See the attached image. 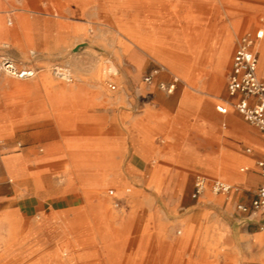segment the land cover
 <instances>
[{
	"label": "rangeland",
	"instance_id": "1",
	"mask_svg": "<svg viewBox=\"0 0 264 264\" xmlns=\"http://www.w3.org/2000/svg\"><path fill=\"white\" fill-rule=\"evenodd\" d=\"M246 2L248 9L238 18L239 29L231 44L229 62L217 73L218 80L214 86L219 92L217 95L231 104L227 87L237 40L245 31L260 28L261 21L264 25V0ZM111 8L106 0L102 3L98 0H18V3L8 0L6 5L0 6V17L6 23L0 27L17 29L19 36L8 39L0 32V44L5 46L0 49V224L13 216L12 220L19 224V241L23 245L19 249V257H4L2 253L6 246L3 236L7 233L0 231V264H264V244L262 248L255 246L254 253L245 244L249 238L255 239L246 225L239 224L234 197L207 191L200 200L193 198L197 175L219 176L195 170L186 181L174 176L173 183L169 184L168 172L183 170L177 167L167 169L158 158L152 160L149 167L139 164L141 171L135 173L130 167L133 162L132 143L127 140L126 125L117 128L110 120L103 119L88 126L84 120L73 116L81 108L78 103L63 100L61 104H51L55 87H69L81 79L91 80L92 74L102 82L104 97L121 101V108L128 107L123 102L131 101L129 111L133 114L141 111L140 102L145 96L159 90L168 94L161 90L160 83L169 79H157L153 85L144 80L155 68L167 69L166 60L159 55L157 41L147 39L155 50L146 51L121 30L125 25L144 39L145 23L155 20L161 9L116 7L115 14H112ZM156 27H159L158 23ZM188 33V40L194 41L190 28ZM14 41L19 45L13 44ZM168 43L173 52L168 57H177L176 63L181 70H191L194 62L198 64L199 57L193 51L177 49L179 43L176 40ZM263 47L264 41L260 49L263 58L260 59L261 77L264 76ZM204 50L207 53L208 47ZM134 53L138 54L134 58L138 66L130 60ZM4 57L13 60L20 71H33L34 76L16 78L6 74L1 70ZM200 59L199 64L202 65L207 55L200 56ZM112 67L117 68L118 74H109ZM56 69L68 73L73 82L57 75ZM181 73L171 71L168 75L170 79L177 77L185 89L189 84ZM110 82L117 86L116 91L110 90ZM198 88V85L193 87L194 90ZM222 105V102L218 104ZM185 125L186 121L183 122ZM113 136L125 139L123 166L116 171L127 183L109 182L98 190L108 201L110 220L107 224L115 234L114 244L119 248L118 255L110 258L94 223L79 222L81 213L78 210L85 201L78 181L71 179L69 184L59 166L48 168L45 162L35 166L32 161L35 154L45 155L49 145L59 148L66 139ZM180 138L178 134L171 138L157 136L155 147H161L163 155L169 149H176ZM20 153L25 154L28 166L26 176L15 184L7 176L3 160ZM38 166L42 192L53 190L57 185H70L75 193V198L70 200L72 209L51 217V201L39 203L33 198L40 194L35 191L32 178ZM169 187L172 190L169 191ZM175 192L179 195L171 197ZM174 203L175 212L169 208ZM144 208L155 214L146 243L140 239ZM129 218L133 219L130 227ZM160 223L163 231L157 229ZM254 225L250 224V227ZM55 251L57 254L52 257ZM197 252L200 255L198 259Z\"/></svg>",
	"mask_w": 264,
	"mask_h": 264
},
{
	"label": "crops",
	"instance_id": "2",
	"mask_svg": "<svg viewBox=\"0 0 264 264\" xmlns=\"http://www.w3.org/2000/svg\"><path fill=\"white\" fill-rule=\"evenodd\" d=\"M10 1L18 3V0ZM104 1L98 0L100 3ZM106 1L112 8L144 7L161 9L159 14L155 16V20L152 19L153 21L150 23H145L146 27H144V39L156 40L159 55L166 60L162 62L165 63L167 69L164 68V72L158 80L168 81L169 79L168 82H170L172 78L170 79L168 72L169 74L171 71L182 72L181 75L189 85H187V88L182 89L178 84L176 91L179 90V92L177 95L166 94L159 90L150 96H145L140 102L141 107L139 109L141 111L133 114L129 111L131 101L123 102L128 107L121 108L119 106L122 104L121 101L104 97L102 82L97 75L92 74L91 80L81 79L82 81L76 84L73 83L69 87H55L51 104H61L63 100L78 103L81 108L73 116L84 120L83 123L88 126L95 125L96 122L103 119L110 120L112 125L117 128L126 125L127 140L132 143L133 162L130 163V167L135 170V173L141 171L140 165L149 167V163L158 158L163 167H167V169L177 167L183 170L176 171L177 173L168 172L169 184L173 183L174 176L186 181L191 175L190 173L195 170L219 177L199 174L201 176L221 179L232 184L237 188V192H234L231 197L236 200V212L239 214V220L241 214L237 211V205H250L263 183V178L256 163L264 155V134L248 123L240 113L234 111L231 102L221 99L217 95L219 92L215 91L214 86L218 80L217 73L229 62L231 44L236 31L239 29L238 18L241 17L244 10L248 9L247 0ZM7 3L8 0H0V6ZM113 14L115 13L113 12ZM19 17H21V14H19ZM157 23L159 27H156ZM174 24L175 27L173 28ZM1 25H6L3 17H0ZM260 25L261 27L257 30L264 29L262 21ZM189 28L195 42L188 40ZM129 29L131 31V28ZM14 30L18 36V30ZM251 31L256 32L253 30L245 31L243 35ZM156 33H158V36H155ZM127 37L132 40L131 36L127 35ZM240 38L237 40L236 49ZM169 40H176L179 43L176 48L179 50H184V45H190V51H193V54L199 57L197 58L198 64L194 62L191 70H181L176 63L177 57L175 59L168 57L169 53H173L168 46ZM263 41L264 39L258 43L255 49L259 59H261L260 48ZM13 44L19 45L17 41H14ZM206 47H208L207 53L204 50ZM226 48L230 49V54L227 64H223L221 54ZM144 54L148 56V54ZM137 55L135 53L131 54L130 58L136 66L138 65L133 60ZM202 55H207V59L205 63L200 65V56ZM144 61H142V64ZM186 75L189 77L187 78ZM260 78L264 79V76ZM197 85L198 90H194L193 87ZM220 102L223 103V107H226V113H221L218 110V107H222L218 106ZM104 109L106 112H103ZM184 121H186L185 126H183ZM176 134L181 137L178 146L176 149L167 150L162 155L161 147H155L156 137L166 136L171 138ZM122 138L113 136L98 139L82 137L66 139L59 148L49 145L45 155L35 154L32 161L35 166L41 162H45V166L47 165L48 168L53 165L59 166L68 178L69 184L72 182L71 179L78 181L79 190L85 201L83 207L78 210L81 213L79 222L81 224L94 223L100 237L105 242V253L110 258L118 255L119 248L114 244L116 242L113 237L115 234L113 235L107 224V221L110 220L108 201L100 195L98 190L106 187L109 182L127 183L122 174L116 171V168L123 166L122 159L126 154L125 139ZM248 150H251V152H248ZM27 162L23 153L4 158L3 166L7 176L15 184H18L26 176ZM241 166L244 167L240 169ZM244 168H249V171L243 172L242 169ZM38 169H40V166L33 171L32 178H34L36 186L35 191L40 194L34 195L33 198L38 200L39 203L51 201V212L49 213L51 217L72 209L70 200L75 198V193H73L70 185H57L53 190L42 192L38 182L40 177ZM222 175L225 177H222ZM170 189L172 190V187H169V191ZM175 195L178 196L179 193H172L171 197L176 198ZM192 196L195 198L194 194ZM201 197L196 199L200 200ZM169 208L175 212L176 203L170 204ZM154 215L150 210L144 208V217L140 225V239L144 243L147 242L151 231ZM12 219L13 216H9L7 218L8 222L0 224V231L7 233L3 236V242L6 246L5 252L2 253L4 257L12 255L19 257V249L23 247L22 242L19 241V224ZM132 220V218L128 220L129 227L132 225ZM161 224L157 226V229L163 231V225ZM246 226L247 231H250V235L255 241L249 238L245 244L254 253L255 246L263 247L264 242L261 240V235L264 233V229L258 224L252 227L250 225ZM53 254L52 257H55L57 252L55 251ZM196 256L198 259L200 256L198 252ZM84 257L83 255L82 258Z\"/></svg>",
	"mask_w": 264,
	"mask_h": 264
},
{
	"label": "built area",
	"instance_id": "3",
	"mask_svg": "<svg viewBox=\"0 0 264 264\" xmlns=\"http://www.w3.org/2000/svg\"><path fill=\"white\" fill-rule=\"evenodd\" d=\"M264 39V29H259L256 32H249L243 35L236 49L232 70L229 75L228 95L232 101V106L240 113L243 118L256 127L264 134V79L259 76L260 59L255 51L256 46ZM3 47L0 45V49ZM16 66V67H15ZM17 65L10 58H2L1 70L6 74L17 75L19 72L20 78H30L34 76L33 71H20ZM18 70V71H17ZM164 72V68H155L145 77V82L149 85L156 83L157 79ZM57 75L65 80H72L68 73L61 69H56ZM109 74H114L109 71ZM180 80L173 77L170 82H161V90L168 94H174ZM111 91H116L117 86L112 82L109 84ZM221 113H226V107H218ZM251 152V150H248ZM257 168L263 178V183L256 192L255 198L250 205L238 204L237 211L241 214L240 219L253 221L257 219L259 222L264 221V155L257 161ZM243 172L249 171V168L242 169ZM207 191H211L215 195L229 197L237 188L232 184L221 180L212 179L206 176H197L195 179L194 197L199 198ZM112 194L114 192H111ZM239 219V220H240ZM264 229V222L260 224Z\"/></svg>",
	"mask_w": 264,
	"mask_h": 264
},
{
	"label": "bare ground",
	"instance_id": "4",
	"mask_svg": "<svg viewBox=\"0 0 264 264\" xmlns=\"http://www.w3.org/2000/svg\"><path fill=\"white\" fill-rule=\"evenodd\" d=\"M115 9L116 8H111L110 10H111V12H112V14H113V12L115 13ZM5 26V25H4ZM121 30L123 31V32H125L127 35H129V36H131V38L135 41V42H137V44H139L141 47H143L146 51H152V52H154V48H153V43H148V41H146V40H144V39H142V38H140L139 36H137L136 35V33L135 32H133V30L131 29V31H130V29H129V27H127V26H125V25H123V26H121ZM0 32L2 33V34H4L7 38H12V39H16L18 36H17V34H16V31L13 29V30H8V29H3V28H1L0 27ZM28 40V39H27ZM29 42V41H28ZM154 42H156V41H154ZM1 45V44H0ZM2 46V45H1ZM2 47H5V46H2ZM7 47V46H6ZM261 47H262V45H261ZM140 48V47H139ZM183 48H184V50H186V51H190L191 50V46L190 45H184L183 46ZM264 48V47H263ZM261 49V48H260ZM264 51V50H263ZM229 54H230V49L229 48H226V49H224L223 50V52H222V54H221V58H222V61H223V64H227V62H228V58H229ZM142 59H144V58H142ZM261 59H263V58H261ZM139 60V59H138ZM134 61H136V60H134ZM261 61V60H260ZM139 62V61H138ZM261 63H259V71H258V73H259V76H260V65ZM137 65H138V63H137ZM140 65V64H139ZM263 66V65H262ZM16 67V66H15ZM18 69V68H17ZM18 71V70H17ZM109 71H111V72H113L115 75H116V73L118 74V70H117V68L115 67H112V68H110L109 70H108V72ZM8 75H10V76H12V77H16V78H19V72H16V74L17 75H11V74H9V73H7ZM262 74V73H261ZM186 77L188 78L189 76L188 75H186ZM261 77V76H260ZM69 82H73V80H70ZM230 184V183H229ZM97 202V201H96ZM261 240L264 242V233L261 235ZM11 242H13V241H11Z\"/></svg>",
	"mask_w": 264,
	"mask_h": 264
},
{
	"label": "water",
	"instance_id": "5",
	"mask_svg": "<svg viewBox=\"0 0 264 264\" xmlns=\"http://www.w3.org/2000/svg\"><path fill=\"white\" fill-rule=\"evenodd\" d=\"M239 224L240 225H250V224H258V225H260V224H262L263 222H259L257 219H254L253 221H250V220H246V219H240L239 221Z\"/></svg>",
	"mask_w": 264,
	"mask_h": 264
}]
</instances>
